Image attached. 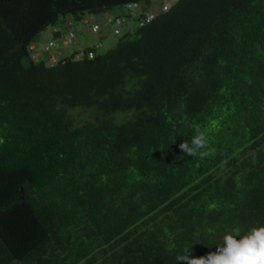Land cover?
Returning <instances> with one entry per match:
<instances>
[{
    "label": "trees",
    "instance_id": "1",
    "mask_svg": "<svg viewBox=\"0 0 264 264\" xmlns=\"http://www.w3.org/2000/svg\"><path fill=\"white\" fill-rule=\"evenodd\" d=\"M171 1L0 0V264H177L264 223V0Z\"/></svg>",
    "mask_w": 264,
    "mask_h": 264
},
{
    "label": "clouds",
    "instance_id": "2",
    "mask_svg": "<svg viewBox=\"0 0 264 264\" xmlns=\"http://www.w3.org/2000/svg\"><path fill=\"white\" fill-rule=\"evenodd\" d=\"M179 150L185 156L201 160L214 154L203 131L196 132L190 142L180 143ZM257 223L259 226H252L243 233L225 232L216 243V250L205 256L196 257L191 247L184 248L176 257L177 264H264V223Z\"/></svg>",
    "mask_w": 264,
    "mask_h": 264
},
{
    "label": "rangeland",
    "instance_id": "3",
    "mask_svg": "<svg viewBox=\"0 0 264 264\" xmlns=\"http://www.w3.org/2000/svg\"><path fill=\"white\" fill-rule=\"evenodd\" d=\"M128 10L123 7V6H120V7H116L114 8L112 11H111V15L112 16H115L116 14H123L125 12H127ZM97 21L101 22V25L103 26V37H99V35L101 33L98 34H95L92 32V29L89 27V26H85V24L83 25L81 22L80 23H74V31L77 35V38H76V41H80V42H83V41H86V42H90V43H98L100 44V42L102 43L101 45V49L103 50H107L109 49L110 47L114 46L119 38V34H115L113 31H112V25H109V27H105L104 26V22H105V18L103 15L99 16V15H95V16H91L90 17V21L92 23H95ZM114 28V26H113ZM105 30V31H104ZM123 30L122 32H124V30H126V27H123ZM83 31V32H82ZM80 37H83L84 39H81ZM55 37L53 36V31H52V26H50L48 29H46L45 32H43L42 34V37H41V40H42V44L45 46L49 43V41L51 39H54ZM51 53L52 54H55L56 53V49L53 48L51 50Z\"/></svg>",
    "mask_w": 264,
    "mask_h": 264
},
{
    "label": "built area",
    "instance_id": "4",
    "mask_svg": "<svg viewBox=\"0 0 264 264\" xmlns=\"http://www.w3.org/2000/svg\"><path fill=\"white\" fill-rule=\"evenodd\" d=\"M171 6H172V1L171 0H163V4H162V10L163 11L168 10ZM155 15H156V13H154V12L149 13L148 16H147V20L149 21V20L153 19L155 17ZM85 22H88V19H86ZM120 22H122V20L120 18L117 19V23H120ZM92 29H93L94 32H97L100 29V25L99 24H94ZM114 31L116 33H118L119 29L115 28Z\"/></svg>",
    "mask_w": 264,
    "mask_h": 264
},
{
    "label": "crops",
    "instance_id": "5",
    "mask_svg": "<svg viewBox=\"0 0 264 264\" xmlns=\"http://www.w3.org/2000/svg\"><path fill=\"white\" fill-rule=\"evenodd\" d=\"M107 17H108V16H107ZM107 17L105 18V16H104V18H105L104 26H105V25L108 26V23H107V22H108ZM95 23H99V24L101 25V22H99V21H97V20H96ZM101 26H102V25H101Z\"/></svg>",
    "mask_w": 264,
    "mask_h": 264
},
{
    "label": "bare ground",
    "instance_id": "6",
    "mask_svg": "<svg viewBox=\"0 0 264 264\" xmlns=\"http://www.w3.org/2000/svg\"><path fill=\"white\" fill-rule=\"evenodd\" d=\"M54 32V31H53Z\"/></svg>",
    "mask_w": 264,
    "mask_h": 264
}]
</instances>
